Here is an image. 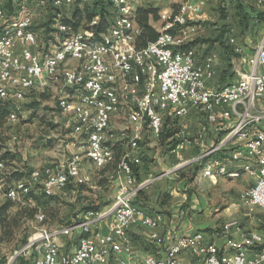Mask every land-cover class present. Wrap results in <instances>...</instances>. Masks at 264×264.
<instances>
[{
	"label": "built area",
	"instance_id": "1",
	"mask_svg": "<svg viewBox=\"0 0 264 264\" xmlns=\"http://www.w3.org/2000/svg\"><path fill=\"white\" fill-rule=\"evenodd\" d=\"M140 1L14 0L12 11L0 7V103L13 104L51 89L71 134L84 137L86 158L99 169L116 163L119 180L109 205L81 211L70 225H48L39 210L34 217L37 228L24 250L33 251L34 264H264V222L260 231L241 240L228 238L222 249L202 232L169 242L171 234L161 233L164 215L136 202L148 180L137 181L133 171L142 164L140 144L147 136L158 140L167 120L180 128L196 115L203 133L181 138L170 151L176 153L184 145L198 148L179 166H200L198 179L210 182L248 174L253 183L240 193V200L248 211L264 213V40L248 59V71L212 86L214 54L199 62L194 48L182 49V30L192 16L201 14L197 2L185 0L176 10H163L157 39L138 49ZM254 1L264 8V0ZM32 4L46 9L50 29L36 24ZM86 6L95 10L90 18ZM228 43L234 46L235 38ZM233 51L241 53L239 47ZM7 120L16 122L15 114ZM120 121L123 128H117ZM207 128L218 134L211 144L204 134ZM122 139L126 143L117 157ZM238 162H244L240 170ZM80 165L74 155L65 165L33 170L5 188L8 166L0 156V196L26 204L36 186L45 196H57L66 194L68 185L78 194V187L89 181ZM133 227H141V242L155 244L162 255L139 254L130 235ZM65 238L75 241L72 248L66 247Z\"/></svg>",
	"mask_w": 264,
	"mask_h": 264
},
{
	"label": "rangeland",
	"instance_id": "2",
	"mask_svg": "<svg viewBox=\"0 0 264 264\" xmlns=\"http://www.w3.org/2000/svg\"><path fill=\"white\" fill-rule=\"evenodd\" d=\"M181 1L141 0L136 4V8L152 7L157 9L159 19L157 21L151 20L150 23L157 31H160V13L163 10L177 7ZM241 1L246 6V10H251L252 7L256 8L250 0ZM223 3L227 4L228 8L217 12V22L215 24H219L222 28V15H225L230 26H233V23L238 26L239 21H236L234 17L236 3L234 4L231 0ZM249 4L251 7H248ZM79 8H82V6ZM31 10L35 13L34 18L37 25L41 23L43 18L49 19V15L43 6L38 5L37 7L36 4H32ZM91 11L94 12L95 10L90 9ZM212 25L213 23L209 22L207 29ZM251 52L253 55L254 50H251ZM31 103L35 105H33V108L29 107ZM10 113L15 114L16 122H9L6 117L4 125L0 126V156L4 153L7 154L5 159L8 166L5 176V188L10 186L14 180L27 178L33 170L41 171L47 167L55 168L65 165L74 155L79 156L81 159L82 174L89 177L87 184L78 187V194L75 195L67 191L64 195L45 196L40 186H36L26 204L13 203L6 197L0 196V206L6 202L14 204L13 208L5 215L8 220L13 218L15 214H19V217L16 216L19 218L17 223L10 222V224H13L10 232L7 227L5 229L0 227V264H34L35 254L30 249H24L28 239L37 228L34 219L35 214L41 210L45 214L48 225H70L76 220L77 214H80L84 207H102L103 202L107 200L105 204L110 202L112 184L103 177L106 167L105 170L103 168L99 169L87 161L84 149L85 139L80 135L71 134V130L66 126V119L61 117L57 109L56 98L51 89L40 95L33 92L32 95L22 101L13 103ZM116 125L117 128L124 127L122 121L116 123ZM116 135L121 137V132L116 131ZM188 136H190V133L184 132L182 139L186 140ZM13 138H15V141ZM178 139L182 141L181 138ZM145 142L140 144L143 180H148L144 190L146 193L140 197L143 203L150 202V204H154L156 203L155 199H161V201L165 200V205H170L182 200L181 195L185 192L187 197L190 196L188 191H184V188L188 185L191 188L196 185V187L199 185L200 188L208 185L210 197L217 191L220 194L214 199L218 208H222L230 195L233 194L234 199L239 200L242 204L240 200L242 191L239 192V189H245L246 185L253 181L248 174H243L233 181L231 179H224L219 182H216V180L213 182L203 180V183L197 184L195 179L199 174L200 166L195 164L179 166L182 161L188 160L196 154L197 150L195 148L185 145L176 153L168 154L171 149L167 148L171 146L168 147V144L159 138L155 140L147 136ZM124 143H126V139L119 141L117 157L121 151V146L125 145ZM110 168L117 171L116 163L111 165ZM19 174L23 176L20 178ZM171 192H178V195L173 196ZM188 200L189 198L186 202Z\"/></svg>",
	"mask_w": 264,
	"mask_h": 264
},
{
	"label": "crops",
	"instance_id": "3",
	"mask_svg": "<svg viewBox=\"0 0 264 264\" xmlns=\"http://www.w3.org/2000/svg\"><path fill=\"white\" fill-rule=\"evenodd\" d=\"M2 1L4 0H0V2ZM183 1L185 0H182L179 5ZM195 1L201 8V14L196 18L195 16H192L193 19L190 21L189 27L182 30V36L185 41L182 49L194 48L196 51L197 61L199 62L202 61L206 55L214 54L215 58L213 67L216 74L209 82V85L218 86L220 84H226L231 80L237 79L239 73L248 71V59L252 55L251 50H254L255 47L264 40V19L257 18V13L264 11V8L258 6L254 0H250L254 3L256 8L252 7L251 10H246L249 14L248 25L246 28L242 27L239 22L238 26L234 23L233 26H230L228 22L229 20L228 18L226 19V16L225 18H222V28H220L219 24H215L217 22V12L228 8V5L223 3L224 1L226 3L228 0ZM232 2L235 4V1ZM178 6L166 10H176ZM248 7H251V5L249 4ZM234 17L236 21H239L236 14ZM209 22L213 23V25L207 29V24L209 26ZM219 35L223 37L225 47L229 48V53H227L224 49L225 47L220 43L207 41L213 40ZM231 37L235 38L234 46L228 43L229 38ZM235 47H239L241 49V53H235L233 51V48ZM202 126L204 125L201 124V121L197 118V116L192 115L183 122V126L180 127L177 137L182 138V134L184 132H188L190 133L191 138H193L196 133H203ZM204 134L208 137L207 142L209 144L218 138V134H214V130L212 128H207ZM146 144L145 146L148 145ZM190 147L195 148L198 151L196 146L193 145ZM168 154L172 153L169 151ZM87 161L90 162L89 159H87ZM113 164L115 163L107 165L105 168L106 170L103 168L105 170L103 177H105V179L112 184V192L109 198L111 201L107 204L105 203L108 200L103 202L102 209L112 202L118 189L119 180L117 178V171L110 168ZM243 164L244 162L236 163V169L240 170ZM142 167L143 164L138 166L140 181H143ZM243 174H241L238 178H240ZM224 179L227 178H219L216 182ZM196 181L197 184H200L201 182L203 183V180H199L197 176L195 183ZM252 183L253 181L247 185L250 187ZM247 185L245 189H239V192L248 189L249 187H247ZM196 186H192L193 188H191L190 185H188L184 188L185 190H183L188 191L190 196L187 197L185 192L181 195L182 200L170 205H165V200L161 201V199H155L156 203L154 204H150V202L143 203L142 200H140V197L146 193L144 191L140 194L136 202L147 208L150 212L162 213L164 215V226L161 228V233L165 236L171 234L168 238L169 242L172 238L178 235L202 232L208 241L213 242L218 248L222 249L226 248V240L228 238L238 241L241 240L244 234L261 230L262 223L264 222V213L262 210L256 209L253 212L248 211L239 200L234 199V194L230 195L229 199L222 208H218L214 199L220 195L219 192H215L213 196L210 197L208 185L203 186L202 188H200L199 185L198 187ZM171 193L173 196L178 195V192ZM188 198L189 200L186 202ZM227 225H229V227L225 230ZM142 233L143 229L141 227H133L130 230L134 247L139 254L150 252L162 255V250L157 248L155 244L145 246L141 242L140 237ZM64 242H66V247L68 248H72L75 243L73 239L68 238H65ZM184 257L187 263L191 261L189 255L185 254Z\"/></svg>",
	"mask_w": 264,
	"mask_h": 264
},
{
	"label": "trees",
	"instance_id": "4",
	"mask_svg": "<svg viewBox=\"0 0 264 264\" xmlns=\"http://www.w3.org/2000/svg\"><path fill=\"white\" fill-rule=\"evenodd\" d=\"M232 1H235V3H236L235 4V9H236L235 11H236L237 17L239 18L240 25L242 27L246 28L248 25L249 14L246 11V8H245L243 2L241 0H232ZM94 5L97 6V4H94ZM0 7L4 8V9L6 8L7 10L12 11L13 10L12 9V0H4V1L0 2ZM101 11L104 12L103 7L101 8ZM85 12L87 14V18H90L91 12H90V8L88 6L85 8ZM157 14H158V10L155 8H152V7L137 8L136 21H137V24L139 25V28H140V33L136 39V46L138 47V49L145 47L147 44L152 43L157 39L159 32L150 23L151 20L157 21L159 19ZM48 18L49 19H46L44 21L42 20L41 23H39L40 26H45L48 29H50V25L52 24V21H51L52 19H51L50 15ZM222 18H225V15H222ZM257 18L258 19H264V11L258 12ZM103 21H104V19H103ZM207 41L218 42L222 46L225 47V43H224L223 37L221 35L217 36L213 40H207ZM224 49L227 51V53H229L228 47H225ZM36 94L40 95V93H37V92H36ZM33 105H34V103H31V105L29 107L33 108L35 106V105L34 106ZM11 107H12L11 102L7 101L4 103H0V126L4 125L7 115L10 113ZM174 125H172V122L167 120L166 123L164 124L162 133L159 137V139L161 141L168 144V147L171 146V147L167 148V149H171V150L174 149L175 145L179 142L177 134L179 133L180 129H178L177 126H174ZM168 141H171V142H168ZM117 150H119V148ZM171 150H169V151H171ZM6 155L7 154H5V153L1 155V158L5 162L7 161L5 159ZM133 171H134L135 179L137 181H140L138 166H134ZM22 176H23L22 174H19L20 178ZM80 186H83V185H80ZM71 187H72L71 185H68L67 191H69ZM140 194H142V192ZM140 194H139V196H140ZM13 203L12 202H6L2 206H0V227H2L3 229H5L7 227L9 232L11 231V227L13 225L12 223L10 224V222L12 221V222L17 223L19 220V218H18L19 214H15V216L13 218H9V220L5 216L6 213H8V211L13 208V206H14ZM102 206H103V204H102ZM101 209H102L101 206L100 207L87 206V207H84L82 211H86V210H97L98 211ZM16 216H18V217H16Z\"/></svg>",
	"mask_w": 264,
	"mask_h": 264
}]
</instances>
